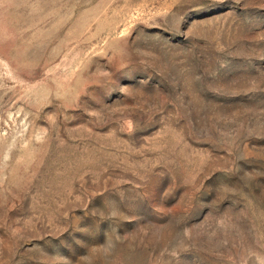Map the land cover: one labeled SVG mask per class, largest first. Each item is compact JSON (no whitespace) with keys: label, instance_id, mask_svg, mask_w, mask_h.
I'll return each instance as SVG.
<instances>
[{"label":"rangeland","instance_id":"1","mask_svg":"<svg viewBox=\"0 0 264 264\" xmlns=\"http://www.w3.org/2000/svg\"><path fill=\"white\" fill-rule=\"evenodd\" d=\"M0 264H264V0H0Z\"/></svg>","mask_w":264,"mask_h":264}]
</instances>
